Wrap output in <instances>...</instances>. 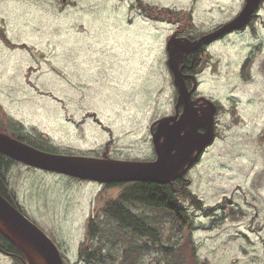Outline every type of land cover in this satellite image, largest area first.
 Masks as SVG:
<instances>
[{
	"label": "rangeland",
	"instance_id": "rangeland-1",
	"mask_svg": "<svg viewBox=\"0 0 264 264\" xmlns=\"http://www.w3.org/2000/svg\"><path fill=\"white\" fill-rule=\"evenodd\" d=\"M142 2L191 9L196 33L233 18L244 0ZM133 3L138 6L137 0H0L6 36L26 44L10 48L0 39V117L27 132L35 127L58 152L88 155L111 138L115 158L141 157L149 122L172 109L175 88L163 60L174 24L129 11ZM253 27L254 33L249 26L214 40L207 47L212 62L200 77L199 90L221 112L216 138L189 172V189L206 206L226 205L212 216L190 209L199 260L208 264H264V2ZM251 53L246 81L241 64ZM8 172L19 207L72 263L82 264L78 247L87 219H103L105 198L117 189L17 161ZM162 219L165 240L176 224ZM155 257L147 254L144 263ZM12 261L0 252V264Z\"/></svg>",
	"mask_w": 264,
	"mask_h": 264
},
{
	"label": "trees",
	"instance_id": "trees-1",
	"mask_svg": "<svg viewBox=\"0 0 264 264\" xmlns=\"http://www.w3.org/2000/svg\"><path fill=\"white\" fill-rule=\"evenodd\" d=\"M155 10L159 13L155 14ZM191 12L190 9L172 7L158 9L155 5H149L148 9L143 10V15L153 20L171 23L186 20L187 28L193 29ZM256 18L257 15H254L248 22L253 33V23ZM1 25L0 22V39L5 45L10 48H24L25 43H13L8 38ZM254 62L255 57L251 53L241 64L242 77L246 81L252 78ZM205 66L206 64H203L199 69ZM232 113H235L234 109ZM2 120H5L6 124H3ZM0 130L3 132L7 130L11 137L38 149L57 152V148L44 133L36 130L35 127L32 132L24 131L22 123L6 114L0 117ZM15 162L16 160L0 152V193L18 207L19 204L14 199L16 196L8 177L9 168ZM104 183L106 186L109 185L119 190L116 196L105 198L101 207L104 214L103 219H97L94 216L87 219V235L78 247V257L82 264H146L144 263L145 256L151 252L156 253V262L148 264H200L192 234L195 226L190 209L201 211L206 216H212L216 214V209L225 210L226 205L223 201L216 205L206 206L190 191L189 187L184 186L182 189H177L169 182L144 180ZM18 208L23 213L26 212ZM239 214L230 213L229 215L237 218ZM164 216L176 224L165 240L162 237L165 227V221L162 219ZM226 216L228 215L224 214L222 217ZM0 252L12 258V264H23L22 252L1 231ZM63 256L64 264H74L68 257Z\"/></svg>",
	"mask_w": 264,
	"mask_h": 264
},
{
	"label": "water",
	"instance_id": "water-1",
	"mask_svg": "<svg viewBox=\"0 0 264 264\" xmlns=\"http://www.w3.org/2000/svg\"><path fill=\"white\" fill-rule=\"evenodd\" d=\"M261 2L262 0H244L236 16L210 34L193 41L187 39L190 45L179 46L174 40L168 39L166 64L177 90L176 106L182 103L186 107L177 120L179 125L177 129L158 132L164 124L173 120L175 115L163 116L155 121L157 123V129L153 134L157 153L155 160L136 161L44 151L4 132H0V152L28 166L100 183L144 180L163 183L183 177L186 170L197 161L199 155L215 138L214 115L217 107L213 100L204 98L206 102H210L205 112L191 129L181 134L183 127L197 119V115L191 109L196 101H191V93L195 86L188 89L186 85L188 75L181 71L180 61L186 53L195 50L201 44L213 41L231 30L243 28L258 11ZM199 126L203 128L202 131L198 130ZM161 136H164V141L162 145H158ZM0 231L20 249L23 264H64L62 253L53 240L1 193ZM200 264L208 263L202 261Z\"/></svg>",
	"mask_w": 264,
	"mask_h": 264
},
{
	"label": "flooded vegetation",
	"instance_id": "flooded-vegetation-1",
	"mask_svg": "<svg viewBox=\"0 0 264 264\" xmlns=\"http://www.w3.org/2000/svg\"><path fill=\"white\" fill-rule=\"evenodd\" d=\"M190 3H194V6L197 5V4L200 5L201 4V0H190ZM147 4H149V3L147 2ZM132 6L136 7L134 3L132 4ZM145 9H148V6H146L145 8H129V11L133 10L134 11L133 13H139V14L141 13L143 15V10H145ZM158 9H160V7ZM154 13L156 14V13H159V12H156V10H155ZM206 13H210V12H205L204 14H206ZM128 21H132V20L129 19ZM157 21H160V20H157ZM173 24H174V28H173L171 34L166 38V42H167L168 39H172L179 46L190 45L189 42L187 41V39L192 40V41L196 40V39H199L200 37H202L204 35L210 34L214 30H216L220 25H222V24H219V25H217V26H215L213 28H210V30H201V31L195 33V32H192L193 29L187 28V25H188L187 21L183 22V23H181L179 21V22H175ZM166 42L164 43L165 48H166ZM213 42L214 41L209 42L206 45L205 44H201L195 50H193V51H191L189 53H186L184 55L183 60L180 61L179 67L181 68V71L184 74L188 75L186 77V85H187L188 89L190 90L193 86H195L194 89L192 90V93H191V101H194V100H196V101L194 102V104L191 107V109L194 110L196 112V115H197V119H195L191 123H187L186 126L183 127V129L181 131V134H183L186 130L191 129L194 126V124L197 122V120H199L200 117L203 115V113L206 110V106L210 104V102H206L204 100V98H205V99H210V100L212 99L214 101V103L216 104V106H217V111H216V114H215V133L217 135L216 130H217V123H218V116H219V114L221 112V111L218 110L219 104L217 103L216 99L211 98V96H209V95H207V94H205V93H203L202 91L199 90L200 77H201L202 73L204 72V70L206 69V67H203L202 69H199V67L201 65H203V64H207L210 61L212 62V56L210 58V54L208 52L207 47L209 45H211V43H213ZM167 56H168V54H167V49H166L165 59L163 60L164 63H166ZM207 56H208V59H207ZM131 62L132 61L127 59L126 63H129V64L126 65V66H123V68H128L129 69V66H130ZM166 68L169 71V68H168L167 65H166ZM209 69L211 71V65H209ZM172 103H173L172 104V109H171L170 112L162 114V115L158 116L157 118H155V119H153V120H151L149 122V125H148V136H147V138L142 140V144L144 145V147L141 149V157L130 158V160L153 161V160L156 159L157 153H156V150H155V143H154V140H153V134L155 133V131L157 129V123H155V121L158 120L159 118H161L163 116H172L173 117L175 115V118L173 120H171L169 123H166V124L163 125V128L161 129V131H158L159 133H164V132H166L169 129H175V128L177 129V128H179L177 120H178L179 116L183 113L184 107H186V106L183 105L182 103H178V105L176 106L177 95H174ZM95 119H96V122L98 123V125H101L102 127L107 128V126H104L102 124L101 120L99 121V119H97V118H95ZM173 123H174V125L172 126ZM198 130L202 131L203 128L201 126H199ZM5 131L6 132H4V133H7L8 135L11 136V134L9 132H7V130H5ZM163 141H164V136H161L159 138V140H158V145L159 144L162 145ZM110 143H111V138L105 140V142L100 146V147L103 146V148L100 149V147H98L96 149H99V150H96V151L93 150L94 152L91 151V154L96 156V157L115 158V157H113L111 155V150H110L111 144ZM210 146H211V144L208 147H210ZM145 151H147L146 154H145ZM91 154L89 153L88 155H91ZM200 159H201V157L199 155L197 161L194 162V163L199 162ZM193 164H192V166L190 168H188L186 170V172L184 173L183 177H177V178L173 179L172 181H169V183H171L172 186L177 187V189H182L184 186H190L191 179L189 177V172H190L191 168L193 167ZM68 178L71 179V177H68ZM77 180H79V179H77ZM80 181H87V182L95 183V181H90V180H80ZM98 185H100L103 188L104 187H106V188L110 187L109 185L106 186L105 183H98ZM118 190H117V192H118ZM111 196H116V194L115 195H111ZM14 199L18 203L17 198L15 197Z\"/></svg>",
	"mask_w": 264,
	"mask_h": 264
},
{
	"label": "bare ground",
	"instance_id": "bare-ground-1",
	"mask_svg": "<svg viewBox=\"0 0 264 264\" xmlns=\"http://www.w3.org/2000/svg\"><path fill=\"white\" fill-rule=\"evenodd\" d=\"M137 2H138V6L136 8H145L147 6V4L143 3L142 0H137ZM208 43L209 42L205 43V45Z\"/></svg>",
	"mask_w": 264,
	"mask_h": 264
},
{
	"label": "crops",
	"instance_id": "crops-1",
	"mask_svg": "<svg viewBox=\"0 0 264 264\" xmlns=\"http://www.w3.org/2000/svg\"><path fill=\"white\" fill-rule=\"evenodd\" d=\"M171 94V93H170ZM172 97V94L170 95Z\"/></svg>",
	"mask_w": 264,
	"mask_h": 264
}]
</instances>
